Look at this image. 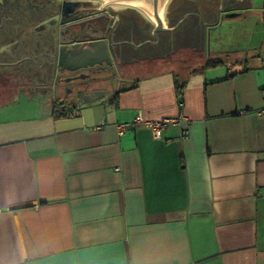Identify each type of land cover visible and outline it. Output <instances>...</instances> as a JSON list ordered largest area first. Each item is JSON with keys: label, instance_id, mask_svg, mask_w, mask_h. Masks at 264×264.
I'll return each mask as SVG.
<instances>
[{"label": "crops", "instance_id": "0c3cea01", "mask_svg": "<svg viewBox=\"0 0 264 264\" xmlns=\"http://www.w3.org/2000/svg\"><path fill=\"white\" fill-rule=\"evenodd\" d=\"M205 44L72 116L0 105V264H264V53L193 72Z\"/></svg>", "mask_w": 264, "mask_h": 264}, {"label": "flooded vegetation", "instance_id": "af4514ba", "mask_svg": "<svg viewBox=\"0 0 264 264\" xmlns=\"http://www.w3.org/2000/svg\"><path fill=\"white\" fill-rule=\"evenodd\" d=\"M182 1L164 17L166 26L175 28L156 32V24L136 16L140 11L131 4L0 0V97L18 87L11 83L44 84L49 88L41 93L51 92L54 100L79 109L77 102L101 92L106 79L138 77L143 64L153 66H144L147 70L190 66V57L180 58L179 52L189 48L201 53L208 43L206 33L210 37L227 11L260 9L264 26V3L253 7L251 0ZM93 46L99 54L77 58L92 54ZM122 85L124 81L111 92L117 94ZM103 93L104 99L108 94Z\"/></svg>", "mask_w": 264, "mask_h": 264}, {"label": "rangeland", "instance_id": "374dc122", "mask_svg": "<svg viewBox=\"0 0 264 264\" xmlns=\"http://www.w3.org/2000/svg\"><path fill=\"white\" fill-rule=\"evenodd\" d=\"M103 1L104 0H95L94 4L98 5ZM171 1L173 0H169L165 5L166 6L164 11L165 18L166 16H168V12L171 11V9H173V5L175 4V1L174 2ZM251 2L253 4V7H259L260 4L264 3V0H251ZM133 7L137 8L140 11L139 14L134 13L136 16L140 15L138 16L140 17V19L143 18L146 19V21L149 22L151 26L152 24L153 25L156 24L153 20H151L148 17L149 11H147L145 7H141V6L139 7L133 6ZM238 12L239 14L235 15V17H227V16L224 17L221 20L222 23H220V25H218L217 28H214L212 30L211 37H208L207 39L208 40L207 50L209 48V52H213V53L215 52L217 58L228 63L229 66H227V68H229L231 72H235L238 69L245 67V64H237L235 66L234 64L231 65V63H229L231 60V55H237L238 52H242L243 50H247V51L250 50L251 52L254 53H261V52L264 53V26L261 25L262 20H261L260 9L257 10V8L254 9L247 8V9L238 10ZM165 25H168L167 21L165 22ZM190 51H192V49H190ZM190 51L185 52L188 53L187 56L188 58L195 57L196 55H198L200 58L202 55V52L196 54ZM178 57L182 58L183 56L178 55ZM190 62L192 63V61ZM193 63L192 65H194ZM192 65H190V67H193ZM149 67H153V66L149 65ZM190 67L188 68L190 69ZM142 68L143 70L139 71V76L146 75L149 71L144 66H142ZM128 75L127 77H121V78L116 77V78L106 79L105 81L107 84L105 83L106 85L104 84L103 86H100L101 88L100 91L106 92L109 95L112 90L116 89L117 84L119 82L122 83L124 81L125 86H130L131 83H133L136 78H139V76L137 77L135 75L130 76V78H128ZM182 80H184L183 77ZM9 85H16L18 87L13 88L14 91L13 89L7 90L8 93L4 91L5 95L0 97V105L13 103L15 104V106H18L20 108H24L27 106L36 107L39 106L42 100H44L45 98L47 99L48 97H52V96L54 98V95L51 92L47 94H43L37 91L34 92L33 89L35 86H37V84L34 85H32V83L27 84L26 87L24 83L21 86L18 83H11ZM2 88L3 85L0 84V89ZM66 91L67 90L64 89V92Z\"/></svg>", "mask_w": 264, "mask_h": 264}, {"label": "water", "instance_id": "95a60500", "mask_svg": "<svg viewBox=\"0 0 264 264\" xmlns=\"http://www.w3.org/2000/svg\"><path fill=\"white\" fill-rule=\"evenodd\" d=\"M123 1H126V0H123ZM128 1L136 3L142 7H145L155 14V16L158 20V22L156 23V28H155L156 32L162 31L165 29L166 30H173L175 28V27H167L165 25L164 19L162 20L159 18L160 4L163 3L164 0H128ZM237 14H239L238 11H229V12L227 11L225 15L227 17H235V15H237ZM207 36L209 37V35L206 33L205 38L208 39ZM90 50H91L92 54L81 53V54L77 55V58L82 60V59H85L86 57H92L93 54H95V55L99 54V52L96 50L95 46H93ZM103 95H104L103 92H97V93L95 92L93 94H86L84 96V102H93L95 100L101 99L103 97Z\"/></svg>", "mask_w": 264, "mask_h": 264}, {"label": "built area", "instance_id": "2783aa9c", "mask_svg": "<svg viewBox=\"0 0 264 264\" xmlns=\"http://www.w3.org/2000/svg\"><path fill=\"white\" fill-rule=\"evenodd\" d=\"M264 67V66H263ZM78 112V111H76ZM261 113L264 115V104L263 107L261 108ZM142 120L140 116H137L132 120L131 122H120V123H115V128H117L118 132L124 133L128 126H133L136 122ZM187 122V117L184 115V113L180 112L178 116L174 117H165V118H160L152 121H148V126L150 127L152 131V135L155 139L161 138L163 136V132L167 125L169 123H173L175 125H182V136H187L188 135V129L186 128L187 125H185Z\"/></svg>", "mask_w": 264, "mask_h": 264}, {"label": "trees", "instance_id": "16d2710c", "mask_svg": "<svg viewBox=\"0 0 264 264\" xmlns=\"http://www.w3.org/2000/svg\"><path fill=\"white\" fill-rule=\"evenodd\" d=\"M202 60H201V65L198 66L197 68L193 69L192 70L193 72H202V70H204V69L211 68V67H214L215 65H219L222 63V60L217 58V57L216 58H214V57L213 58H206L203 61ZM135 85H137V84L135 83L133 86H135ZM176 87H177L179 93L181 94V98H182V93L184 91V89H183L184 84H181L179 82V79H176ZM123 90H128V89L125 88ZM120 93H121V91H119L115 95V97H119ZM76 111H79V109L76 106L71 108L70 105H65V102H61L60 100L59 101L54 100V115H58V117H60V116H72V115H75L78 113Z\"/></svg>", "mask_w": 264, "mask_h": 264}, {"label": "bare ground", "instance_id": "6f19581e", "mask_svg": "<svg viewBox=\"0 0 264 264\" xmlns=\"http://www.w3.org/2000/svg\"><path fill=\"white\" fill-rule=\"evenodd\" d=\"M105 1H107V2H110V3H122V4H131V5H133V6H137V7H139L140 5H138V4H136V3H133V2H131V1H128V0H126V1H123V0H105ZM169 0H164L163 1V3H161L160 4V10H159V18L160 19H164L165 20V18H164V11H165V5L167 4V2H168ZM142 7V6H141ZM147 9V8H146ZM147 11H149L148 12V17L151 19V20H153L155 23H157L158 22V20H157V18H156V16H155V14L152 12V11H150L149 9H147Z\"/></svg>", "mask_w": 264, "mask_h": 264}]
</instances>
